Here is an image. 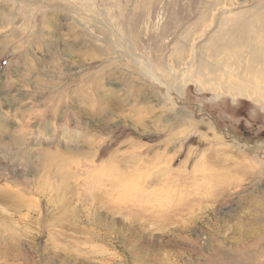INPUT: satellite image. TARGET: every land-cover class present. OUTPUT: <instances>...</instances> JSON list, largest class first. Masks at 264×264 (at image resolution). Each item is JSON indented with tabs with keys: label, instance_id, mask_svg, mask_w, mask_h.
Masks as SVG:
<instances>
[{
	"label": "rangeland",
	"instance_id": "obj_1",
	"mask_svg": "<svg viewBox=\"0 0 264 264\" xmlns=\"http://www.w3.org/2000/svg\"><path fill=\"white\" fill-rule=\"evenodd\" d=\"M222 20L264 0H0V264H264V99Z\"/></svg>",
	"mask_w": 264,
	"mask_h": 264
},
{
	"label": "bare ground",
	"instance_id": "obj_2",
	"mask_svg": "<svg viewBox=\"0 0 264 264\" xmlns=\"http://www.w3.org/2000/svg\"><path fill=\"white\" fill-rule=\"evenodd\" d=\"M226 21H231L230 27L221 33L220 30H218L217 36H221V41H218V44H216L214 41L212 44L217 50H219L221 47L225 49L231 48V52L234 55H238L239 51L242 52L244 50L243 52L246 54L245 57L242 58V56H240V59H237L236 63L242 64L245 62V66L250 70V72H254L256 74L257 82L253 88L256 90V93H258L257 95H259V98L262 100L264 99V21L261 22L258 20L257 24L255 23L253 25L254 29L252 27L251 31H249L247 35H245L246 31L244 30L243 23H240L239 21L235 22L233 20H222L221 22H218V28L220 29V27L223 25L222 24L220 26V24ZM233 35H238V38L243 40L235 44V42L232 41ZM226 94H228V92H226ZM239 95L245 97L247 96V92L240 91ZM252 100L256 102V99L252 98ZM262 104L264 107V102Z\"/></svg>",
	"mask_w": 264,
	"mask_h": 264
}]
</instances>
